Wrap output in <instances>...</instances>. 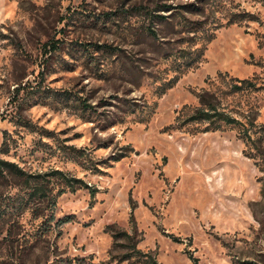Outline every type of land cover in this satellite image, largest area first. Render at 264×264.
Instances as JSON below:
<instances>
[{
  "label": "rangeland",
  "instance_id": "1",
  "mask_svg": "<svg viewBox=\"0 0 264 264\" xmlns=\"http://www.w3.org/2000/svg\"><path fill=\"white\" fill-rule=\"evenodd\" d=\"M0 162V264H264V0H0Z\"/></svg>",
  "mask_w": 264,
  "mask_h": 264
},
{
  "label": "trees",
  "instance_id": "2",
  "mask_svg": "<svg viewBox=\"0 0 264 264\" xmlns=\"http://www.w3.org/2000/svg\"><path fill=\"white\" fill-rule=\"evenodd\" d=\"M229 24H233V22L231 21L229 22ZM237 82L239 83V86H232L231 89L241 90L244 88L254 87V85H252V83H250L247 80H242ZM197 94L198 95L196 96V99H197V104L199 105V109H194V112L187 117L188 121L192 123L207 122V126L211 128L210 129L211 131H218L224 128H233L234 125L237 124V121L235 119L230 118L225 114L215 112L216 110L214 109L213 106L214 104L212 102L213 99L212 94H210L208 91H203ZM80 105L85 108L84 103L81 102ZM124 236L129 238V236L126 235V233H124ZM116 237L117 234L112 235L113 239H115ZM132 249H133V254H136L137 256L142 255L138 250H135L134 247H132ZM128 258H130V256L123 255L122 257L119 258V261H125L128 260ZM138 260H139L138 258H135L133 261L139 262ZM150 264H155V263L151 260ZM243 264H248V263H243Z\"/></svg>",
  "mask_w": 264,
  "mask_h": 264
}]
</instances>
